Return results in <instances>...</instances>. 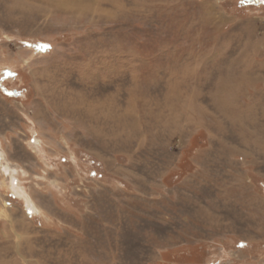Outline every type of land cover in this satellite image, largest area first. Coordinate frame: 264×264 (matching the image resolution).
<instances>
[{
  "label": "rangeland",
  "instance_id": "obj_1",
  "mask_svg": "<svg viewBox=\"0 0 264 264\" xmlns=\"http://www.w3.org/2000/svg\"><path fill=\"white\" fill-rule=\"evenodd\" d=\"M0 264H264V0H0Z\"/></svg>",
  "mask_w": 264,
  "mask_h": 264
},
{
  "label": "bare ground",
  "instance_id": "obj_2",
  "mask_svg": "<svg viewBox=\"0 0 264 264\" xmlns=\"http://www.w3.org/2000/svg\"><path fill=\"white\" fill-rule=\"evenodd\" d=\"M1 159V158H0Z\"/></svg>",
  "mask_w": 264,
  "mask_h": 264
}]
</instances>
